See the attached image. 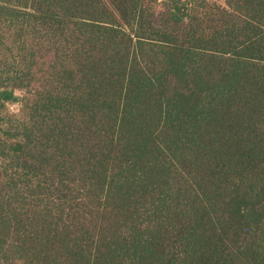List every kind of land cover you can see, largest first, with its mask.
I'll use <instances>...</instances> for the list:
<instances>
[{
  "label": "trees",
  "instance_id": "trees-1",
  "mask_svg": "<svg viewBox=\"0 0 264 264\" xmlns=\"http://www.w3.org/2000/svg\"><path fill=\"white\" fill-rule=\"evenodd\" d=\"M0 264H264V0H0Z\"/></svg>",
  "mask_w": 264,
  "mask_h": 264
},
{
  "label": "rangeland",
  "instance_id": "rangeland-1",
  "mask_svg": "<svg viewBox=\"0 0 264 264\" xmlns=\"http://www.w3.org/2000/svg\"><path fill=\"white\" fill-rule=\"evenodd\" d=\"M16 96L19 97L20 94H19V93H16ZM9 108H10V110L13 111V112L17 111V110H18V104H17V102H16V101L13 102V103L10 105Z\"/></svg>",
  "mask_w": 264,
  "mask_h": 264
}]
</instances>
